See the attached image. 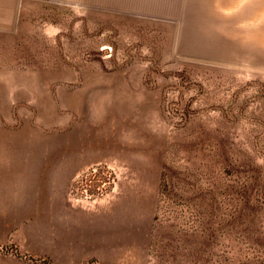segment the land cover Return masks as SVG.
<instances>
[{
  "label": "rangeland",
  "instance_id": "374dc122",
  "mask_svg": "<svg viewBox=\"0 0 264 264\" xmlns=\"http://www.w3.org/2000/svg\"><path fill=\"white\" fill-rule=\"evenodd\" d=\"M257 165L264 0H0L11 264H264V206L218 230L201 194Z\"/></svg>",
  "mask_w": 264,
  "mask_h": 264
},
{
  "label": "trees",
  "instance_id": "16d2710c",
  "mask_svg": "<svg viewBox=\"0 0 264 264\" xmlns=\"http://www.w3.org/2000/svg\"><path fill=\"white\" fill-rule=\"evenodd\" d=\"M260 169L257 165L253 174L228 184L224 193L210 195L209 199L201 192L204 203L208 201L206 207H210L213 214L220 216L219 220H214L218 224V230L224 228L223 226L239 223L242 233L248 231L246 224L249 221L246 222L245 217L257 214L264 206V177L261 176ZM204 203L202 207L205 206Z\"/></svg>",
  "mask_w": 264,
  "mask_h": 264
},
{
  "label": "crops",
  "instance_id": "0c3cea01",
  "mask_svg": "<svg viewBox=\"0 0 264 264\" xmlns=\"http://www.w3.org/2000/svg\"><path fill=\"white\" fill-rule=\"evenodd\" d=\"M10 257H7L0 253V264H11Z\"/></svg>",
  "mask_w": 264,
  "mask_h": 264
}]
</instances>
